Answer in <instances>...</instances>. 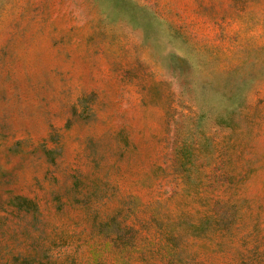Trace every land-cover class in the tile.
<instances>
[{"label": "rangeland", "instance_id": "374dc122", "mask_svg": "<svg viewBox=\"0 0 264 264\" xmlns=\"http://www.w3.org/2000/svg\"><path fill=\"white\" fill-rule=\"evenodd\" d=\"M0 264H264V0H0Z\"/></svg>", "mask_w": 264, "mask_h": 264}]
</instances>
